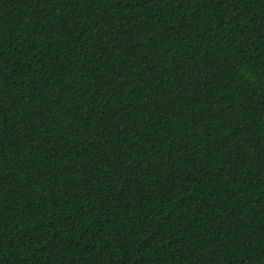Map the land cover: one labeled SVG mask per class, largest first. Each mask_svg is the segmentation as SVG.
I'll use <instances>...</instances> for the list:
<instances>
[{
    "label": "trees",
    "instance_id": "16d2710c",
    "mask_svg": "<svg viewBox=\"0 0 264 264\" xmlns=\"http://www.w3.org/2000/svg\"><path fill=\"white\" fill-rule=\"evenodd\" d=\"M0 264H264V0H0Z\"/></svg>",
    "mask_w": 264,
    "mask_h": 264
}]
</instances>
